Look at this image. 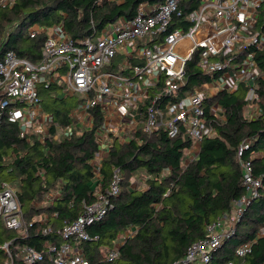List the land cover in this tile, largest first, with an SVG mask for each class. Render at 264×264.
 <instances>
[{"label":"trees","instance_id":"16d2710c","mask_svg":"<svg viewBox=\"0 0 264 264\" xmlns=\"http://www.w3.org/2000/svg\"><path fill=\"white\" fill-rule=\"evenodd\" d=\"M163 1L15 0L10 10L0 11V61L7 51L31 63L39 61L47 34L31 39L32 25L42 29L63 23L64 34L80 44L85 39L96 40L109 24L132 19L140 6L154 9ZM199 3H180V14L173 16L170 30L186 31L190 24L184 18L197 10ZM256 15L251 32L264 36V0ZM247 55H252L259 72L253 83L254 97L247 99L248 88L239 84L232 93L221 91L205 100L204 116L214 136L201 141L195 160L186 162L194 141L183 129L170 137L162 130L145 134L138 128L129 142H113L99 171L102 182L96 185L90 162L97 151L94 132L102 124L101 114L93 109L92 129L75 130L70 114L82 99L72 103L75 95L63 97L60 77L59 82L38 87L42 111L58 128L52 126L41 143L35 135L21 138L16 124L3 122L0 127V185L6 183L17 192L27 226L26 234L8 230L0 218V247L11 243L12 252L18 247L32 248L43 254V259L33 264H51L47 247L64 242L62 228L81 216L83 204L94 202L97 190L103 193L108 189L114 170L119 169V194L110 199L104 218L87 228L98 241L80 244L86 258L91 264H168L179 260L191 244L205 238L206 227L229 213L232 203L244 195L237 160L238 147L244 142L247 149L241 161L250 163L253 178L260 181L259 196L243 212L234 234L213 255L211 264H264V50L254 45L241 52L235 49L228 57L238 66ZM215 78L217 75L209 76L198 67L196 52L186 63L181 91H192ZM213 105L219 109L216 115L210 113ZM250 106L257 112L253 119L246 116ZM69 125L75 132L60 135L58 129ZM134 179L144 180L141 190L130 188ZM54 194L58 197L48 203L46 197ZM130 229L134 233L124 240L118 257L107 261L103 249L112 248ZM246 243L252 244V251L240 259L235 250ZM0 264L24 263L15 258L10 261L0 249Z\"/></svg>","mask_w":264,"mask_h":264},{"label":"built area","instance_id":"2783aa9c","mask_svg":"<svg viewBox=\"0 0 264 264\" xmlns=\"http://www.w3.org/2000/svg\"><path fill=\"white\" fill-rule=\"evenodd\" d=\"M183 1L164 0L148 13L140 6L132 19L110 24L96 40L85 39L80 44L64 34L63 23L52 27L50 34L41 28L29 29L31 39L40 33H46L47 37L37 63L19 58L13 51H7L0 61V127L3 122L16 124L21 138L35 135L44 143L49 129L58 125L42 111L37 88L48 87L60 77L63 94L82 99L70 114L76 122L75 130L92 129L93 109L102 117V124L94 132L97 151L90 162L95 185L102 182L99 171L113 142H129L138 128L145 134L162 130L170 137L183 129L194 141L186 162L195 160L201 141L214 136V129L204 116L205 100L221 91L232 93L239 84L248 88L247 99L254 97L253 83L259 72L252 55H247L238 66L228 56L235 49L241 52L254 45L264 50V36L251 32L263 0H200L197 10L184 18L190 24L188 29L170 30L173 16H179ZM14 4L15 0H0V11L10 10ZM196 52L198 67L217 78L183 92L186 63ZM116 59L120 61L115 63ZM210 113L218 114V107H210ZM58 130L62 136L75 132L71 125ZM245 149L247 145L243 142L237 151L244 195L232 203L229 213L206 227L205 238L191 244L181 259L168 264H211L213 255L234 234L235 224L259 196L260 189L250 163L241 161ZM143 181L132 180L130 188L141 190ZM119 183V169H115L108 189L103 193L97 190L94 202L83 204L81 216L62 228L64 242L59 247H47L51 264H91L80 244L98 241V236L90 235L87 228L107 214L110 199L119 194ZM0 187V218L4 227L26 234L17 192L6 183ZM57 197L54 194L46 197V201ZM133 233L131 229L127 231L124 240ZM10 244L0 247L10 261L15 258L33 264L43 259L42 253L28 247H18L12 252ZM121 245L117 240L112 248L103 249L107 261L118 257ZM251 251L252 244L246 243L235 250V255L243 259Z\"/></svg>","mask_w":264,"mask_h":264},{"label":"rangeland","instance_id":"374dc122","mask_svg":"<svg viewBox=\"0 0 264 264\" xmlns=\"http://www.w3.org/2000/svg\"><path fill=\"white\" fill-rule=\"evenodd\" d=\"M36 28H39V26L38 25H32L29 29H36ZM43 30H46L47 31V33L48 34H50V29L51 28H42ZM56 81H58L59 82V80L58 79H56ZM40 86H42V85H38V87H40ZM63 94V93H62ZM65 95L63 94V97H64ZM76 99H79L80 100V96H78V95H75V97H74V99L73 100H71V102L73 103L74 102V100L76 101ZM255 112H256V108L254 107V106H250L248 109H247V112H246V116H253L254 114H255ZM188 157V156H187Z\"/></svg>","mask_w":264,"mask_h":264},{"label":"crops","instance_id":"0c3cea01","mask_svg":"<svg viewBox=\"0 0 264 264\" xmlns=\"http://www.w3.org/2000/svg\"><path fill=\"white\" fill-rule=\"evenodd\" d=\"M114 1H116V2H120L121 0H114ZM142 9H143V11H145V12H151L152 11V7H150V6H147V5H143L142 6ZM110 25V24H109ZM204 29L205 28H202V29H200V30H202V31H204ZM48 34V33H47ZM184 44H187V43H184ZM257 112H255V114H256ZM255 114L253 115V116H249L248 118H250V119H253L254 117H255ZM59 134H60V132H59ZM118 241H120L121 243H123L124 242V235L122 236V238L121 239H119Z\"/></svg>","mask_w":264,"mask_h":264}]
</instances>
